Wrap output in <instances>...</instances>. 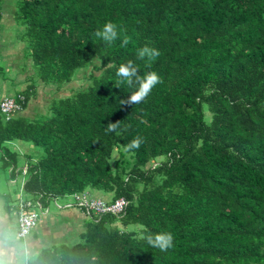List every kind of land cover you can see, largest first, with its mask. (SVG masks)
<instances>
[{
	"label": "trees",
	"instance_id": "trees-1",
	"mask_svg": "<svg viewBox=\"0 0 264 264\" xmlns=\"http://www.w3.org/2000/svg\"><path fill=\"white\" fill-rule=\"evenodd\" d=\"M14 17L43 83L92 71L42 118L0 112L7 169L36 208L85 192L127 202L29 264H264V0H22ZM107 22L110 44L95 35ZM144 46L160 55L139 59ZM129 60L162 81L137 104H121L138 89L117 76ZM20 141L38 153L25 170L8 147ZM165 232L172 248L147 244Z\"/></svg>",
	"mask_w": 264,
	"mask_h": 264
},
{
	"label": "crops",
	"instance_id": "crops-1",
	"mask_svg": "<svg viewBox=\"0 0 264 264\" xmlns=\"http://www.w3.org/2000/svg\"><path fill=\"white\" fill-rule=\"evenodd\" d=\"M8 1L11 3V0H0L2 12L0 34L2 28H8V30H3V33L6 34L7 37L12 38L14 36L19 40H24L25 27L18 24L14 17L18 9L16 1L14 0V4H7ZM12 44L11 47L3 45L0 39V47L6 54L7 52H15L14 50L19 46L13 42ZM19 47L22 50L25 48V46ZM22 58L23 57L19 59L22 61ZM15 80L17 81V79ZM18 81H21V79ZM16 88L17 90L14 96L4 95L0 98V102L6 97H17L22 91H19V87L16 86ZM38 91L39 89L37 90L36 87L34 98L37 97ZM54 92H58L57 87L49 89V93L46 92L43 94L45 95L44 98H39L38 101L43 103L41 110L48 111L50 109V106L55 99V97L51 96ZM31 102L32 101H30L26 109L18 114L26 118L31 117L30 119H35L37 115H44L41 111L37 114L31 113ZM8 145L17 149L16 152H20V155L25 158L26 162L19 166L20 169L22 168L25 170L29 165V162L38 156V153L33 146L30 147L29 144H25L23 147V142L21 141L10 143ZM0 151L2 152L1 149ZM2 161L3 163L0 166H2L1 168L7 175V178L5 179L6 182L11 185L19 184V182H21V185L20 190L15 194L16 198H12L11 193H8L9 191L5 192L0 190V264H29L45 250H50L58 245H72L77 243L82 232L85 230L86 224L90 221L91 215H88L84 210L76 207L65 208L64 205L66 203H72L71 198L62 199L63 202L61 203L58 200L57 204L59 206L54 203V209H52L49 204L48 208L44 209L45 211H42L40 222L34 231L26 238H20L18 236V215L15 206L17 203L16 201H18L20 197L27 200L25 197L28 196L24 195L25 192L23 191L26 176L22 173L11 175L9 167L7 169V165L9 164L6 163L4 155H2ZM89 194L96 199L102 198L101 194H97V196L93 195L92 192ZM109 199V197L104 196L103 200L109 201Z\"/></svg>",
	"mask_w": 264,
	"mask_h": 264
},
{
	"label": "rangeland",
	"instance_id": "rangeland-1",
	"mask_svg": "<svg viewBox=\"0 0 264 264\" xmlns=\"http://www.w3.org/2000/svg\"><path fill=\"white\" fill-rule=\"evenodd\" d=\"M15 1H16L17 7H19L22 4V0H15ZM11 3L14 4V0H11ZM11 3L8 1L7 4H11ZM4 29L8 30V28H2L1 30L0 39L3 45H6V46L8 45L9 47H11V45H13L12 44L13 42L15 44H18L19 46H25V48L24 50H22L18 46L14 50L15 52H11L12 54L7 52L6 54L2 51L0 47V98L3 97L4 95L14 96L17 90L16 86L19 87V91H23V90H26L29 87V85L34 84L36 85L37 90L39 89V91H38L37 97L36 98L33 97L34 99L31 100L32 102L30 104V111L33 114L35 113L37 114L41 111L42 113H44V115H37L36 118L37 119L42 118L43 116L48 115L49 110L48 111L41 110L43 107L42 106L43 103L39 102L38 100L41 97L44 98L45 95L43 94H45L46 92L49 93V89H54L56 86L50 87L49 85H46L40 80L39 75H37V70L34 67L33 59L31 57L32 51H31L29 43L26 40H19L14 36L12 38L7 37V35L3 33ZM21 57H23L22 61L21 59H19ZM91 71H92V68H89L87 71H84V72L79 71L70 84L65 85L60 91L56 93L54 92V94L51 96L55 98L68 96L72 93L71 90L73 89L78 90V89L84 88L86 85L89 84V81L86 78H87V75L91 73ZM77 76H78V79L75 80ZM15 79H17V81ZM19 79H21V81H18ZM28 118H31V117H28ZM25 144L26 143L23 142L22 146L24 147ZM8 147L13 152L17 150L13 147H10V146ZM17 153H18V158H17L18 165L21 166L22 164H25L26 160L22 155H20V152H17ZM2 155L3 154L0 151V165L3 163ZM114 157L115 158L118 157V154L116 152H115ZM1 167L2 166H0V190L5 191V192L9 191L8 193H11L12 198L13 197L16 198L15 194L17 191L20 190L21 182L15 185H11L10 183H7L5 180L7 178V175ZM97 194L98 192H93V195L97 196ZM25 198L30 199V196L28 195V197H25ZM59 202L60 203L63 202L62 199H59ZM50 207L52 209L55 208L53 201L50 202Z\"/></svg>",
	"mask_w": 264,
	"mask_h": 264
},
{
	"label": "clouds",
	"instance_id": "clouds-1",
	"mask_svg": "<svg viewBox=\"0 0 264 264\" xmlns=\"http://www.w3.org/2000/svg\"><path fill=\"white\" fill-rule=\"evenodd\" d=\"M96 37L102 39L107 43H112L117 39V26L112 22H107L104 24L102 30H98L95 33ZM129 43V38H125L122 41L121 46H126ZM160 55V52L154 48H149L144 46L138 52V58L144 59L146 56L149 59H155ZM117 76L122 78V82H126L129 87L134 84L138 85V89L133 92L126 101H121V104H137L143 101L151 92V90L159 83L161 79L156 72H150L145 76L141 77L138 75V67L133 61L129 60L125 64H121L117 71ZM118 127L117 123H109L107 125V132H116ZM119 134V133H117ZM143 139L141 137L134 138L126 146H124L125 152H130L133 149H139ZM147 244L151 247L158 248L160 251L164 252L173 247V236L171 233H160L155 236L149 234L145 237Z\"/></svg>",
	"mask_w": 264,
	"mask_h": 264
},
{
	"label": "built area",
	"instance_id": "built-area-1",
	"mask_svg": "<svg viewBox=\"0 0 264 264\" xmlns=\"http://www.w3.org/2000/svg\"><path fill=\"white\" fill-rule=\"evenodd\" d=\"M25 98L23 96L6 97L0 102V112L6 121H10L12 117L24 109ZM72 203H66L65 208L76 207L84 210L88 215L92 214H120L127 206L124 199L117 201L115 204H110L107 201L96 199L90 196L89 193H76L70 197ZM59 206L58 200H55ZM16 212L18 215V236L20 238L28 237L32 231L38 226L42 211H45L41 205L34 207L32 202L20 198L16 203ZM39 209V210H38Z\"/></svg>",
	"mask_w": 264,
	"mask_h": 264
}]
</instances>
